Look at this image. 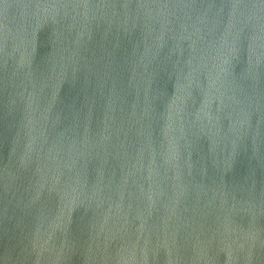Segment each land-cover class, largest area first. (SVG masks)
<instances>
[{"label":"water","instance_id":"1","mask_svg":"<svg viewBox=\"0 0 264 264\" xmlns=\"http://www.w3.org/2000/svg\"><path fill=\"white\" fill-rule=\"evenodd\" d=\"M0 264H264V0H0Z\"/></svg>","mask_w":264,"mask_h":264}]
</instances>
